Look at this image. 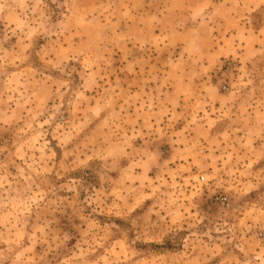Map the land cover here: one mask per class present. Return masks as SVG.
I'll return each instance as SVG.
<instances>
[{
	"label": "rangeland",
	"instance_id": "1",
	"mask_svg": "<svg viewBox=\"0 0 264 264\" xmlns=\"http://www.w3.org/2000/svg\"><path fill=\"white\" fill-rule=\"evenodd\" d=\"M0 264H264V0H0Z\"/></svg>",
	"mask_w": 264,
	"mask_h": 264
},
{
	"label": "built area",
	"instance_id": "2",
	"mask_svg": "<svg viewBox=\"0 0 264 264\" xmlns=\"http://www.w3.org/2000/svg\"><path fill=\"white\" fill-rule=\"evenodd\" d=\"M222 200H223V202H222V203H225V201H226V198H223Z\"/></svg>",
	"mask_w": 264,
	"mask_h": 264
}]
</instances>
